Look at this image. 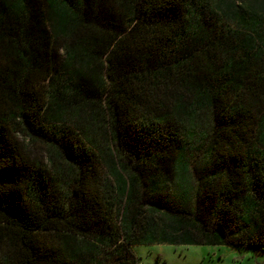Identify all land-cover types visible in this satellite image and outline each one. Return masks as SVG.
Masks as SVG:
<instances>
[{
  "label": "trees",
  "instance_id": "trees-1",
  "mask_svg": "<svg viewBox=\"0 0 264 264\" xmlns=\"http://www.w3.org/2000/svg\"><path fill=\"white\" fill-rule=\"evenodd\" d=\"M152 243L264 251V0H0V264Z\"/></svg>",
  "mask_w": 264,
  "mask_h": 264
},
{
  "label": "rangeland",
  "instance_id": "rangeland-1",
  "mask_svg": "<svg viewBox=\"0 0 264 264\" xmlns=\"http://www.w3.org/2000/svg\"><path fill=\"white\" fill-rule=\"evenodd\" d=\"M15 137L30 159H36L40 155L39 151L29 146L20 136ZM129 252L132 264H264V251L258 247L245 248L225 243L137 244L130 246Z\"/></svg>",
  "mask_w": 264,
  "mask_h": 264
}]
</instances>
